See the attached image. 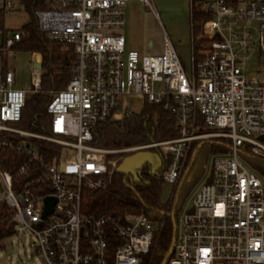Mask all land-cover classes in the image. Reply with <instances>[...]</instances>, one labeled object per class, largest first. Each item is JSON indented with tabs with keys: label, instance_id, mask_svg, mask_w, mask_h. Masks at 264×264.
<instances>
[{
	"label": "built area",
	"instance_id": "built-area-1",
	"mask_svg": "<svg viewBox=\"0 0 264 264\" xmlns=\"http://www.w3.org/2000/svg\"><path fill=\"white\" fill-rule=\"evenodd\" d=\"M43 1L46 9L35 13L38 29L68 46L75 65L66 87L52 93L50 134L40 136L14 127L27 90L0 64V209L10 212L0 231L32 234L46 264H144L163 225L143 215H83V190H104L126 154L153 147L169 159L163 183L176 187L193 143L221 138L230 142L228 152L212 159L191 208L176 222L165 264H264V181L242 162V153L264 160V80L245 76L241 61L251 44L234 30L238 21L258 22L256 45L264 57V0H202L207 17L196 43L191 27L189 73L166 35L159 54L126 50L124 8L139 3L154 14L151 0ZM11 9L4 0L5 13ZM21 35L8 37L6 48ZM1 40L0 32V46ZM39 73L32 70L35 88ZM132 98L141 107L162 103L172 110L177 137L134 148L93 146L92 129L119 120ZM15 137L59 149L45 162L34 143ZM11 152L27 159L15 171L22 181L3 169ZM46 198L55 203L43 216Z\"/></svg>",
	"mask_w": 264,
	"mask_h": 264
},
{
	"label": "trees",
	"instance_id": "trees-1",
	"mask_svg": "<svg viewBox=\"0 0 264 264\" xmlns=\"http://www.w3.org/2000/svg\"><path fill=\"white\" fill-rule=\"evenodd\" d=\"M195 7L192 2L191 26L195 43L200 41V29L203 20L207 17L202 12V5ZM20 7L29 15V22L20 30L22 35L9 49L5 46L8 34L3 30L5 11L0 9V32L2 34L0 46L1 71L8 69V53L26 52L38 53L42 56L41 62V92L27 96L22 111L21 120L15 128L40 136L50 134V117L46 113V106L52 94L49 91L64 89L72 77L75 65V56L69 47L64 44L51 42L47 35L37 26L35 13L46 9L43 0H19ZM40 57V56H39ZM177 137L175 118L172 110H165L162 103L145 104L138 113L127 112L122 120L104 122L92 129V145L105 149H122L133 146L154 144L160 141ZM14 142L29 141L36 145L38 154L48 162L59 148L40 140H26L20 137L12 139ZM230 142L226 139L212 138L193 143L188 155L185 169L177 184L171 200H161L162 176L161 173L168 167L169 159L164 157L159 148L153 147L141 150L143 162L127 174L115 171L110 184L104 190H83L81 198V212L83 215L110 216L124 218L128 215H143L157 225H163L156 234L153 246L144 258V264H162L171 245L173 227L171 214L177 215L184 200L189 196L195 184L201 178L205 164L210 155L225 154ZM132 154L127 155L130 156ZM242 159L250 165L264 181V160L247 153H242ZM27 161L18 158L11 152L3 162V169L10 171L15 180L24 178L15 176L18 165ZM31 171V170H30ZM37 171L38 174H40ZM10 212L6 208L0 209V225L5 224ZM13 230L0 231V239L13 235Z\"/></svg>",
	"mask_w": 264,
	"mask_h": 264
},
{
	"label": "rangeland",
	"instance_id": "rangeland-1",
	"mask_svg": "<svg viewBox=\"0 0 264 264\" xmlns=\"http://www.w3.org/2000/svg\"><path fill=\"white\" fill-rule=\"evenodd\" d=\"M10 1L12 3V9L5 13L3 17V30L7 32L8 37H12L15 32L20 31L23 26L29 22V15L22 10L19 0ZM192 2L193 0H151L156 14H153L148 7L142 4L132 8L131 5H126L124 8L123 28L126 50H136L141 54H159L158 51L162 48L163 37L166 35L180 58L186 73H189L192 49V17L190 13ZM3 3L4 0H0V9L3 8ZM199 3V0H194L193 6L196 7ZM259 26L258 22L241 20L234 26V30L245 32L251 44L249 51L244 53V59L241 61L245 76L248 78L256 77L258 80L263 81L262 69L264 67V57L259 53L256 45L260 32ZM36 55L40 57H36ZM241 56L240 54V58ZM36 58L40 59V61L37 62ZM41 62L42 56L38 53H8V68L16 75L17 87L27 90V96L41 92L40 82L38 88L32 85V70L35 69V64H41ZM39 74L41 78L42 70H40ZM159 87L160 86L156 88L159 89ZM54 92L56 91H49L48 94ZM134 99L137 98H132V100L128 101V112L135 113L142 108ZM124 116L119 120H122ZM210 139L212 138L204 140ZM134 147L139 146H133V148ZM140 154L143 155L139 151L132 153L130 156L137 155L138 157ZM127 155L129 154L125 156L127 157ZM217 156H220V154L209 156L201 178L195 184L189 196L184 200L177 215L178 226L180 218L191 208V199L194 192L204 182L212 159ZM137 161V158L132 160L129 167L131 173L138 167ZM242 162L249 170L254 171L247 162L243 160ZM176 187L163 183L161 200L163 202L168 199L171 200L174 196ZM36 246L37 241L35 237L28 232L9 236L0 242V264H46L44 259L37 253Z\"/></svg>",
	"mask_w": 264,
	"mask_h": 264
},
{
	"label": "water",
	"instance_id": "water-1",
	"mask_svg": "<svg viewBox=\"0 0 264 264\" xmlns=\"http://www.w3.org/2000/svg\"><path fill=\"white\" fill-rule=\"evenodd\" d=\"M23 10V8H22ZM35 69L37 70H41V65L40 64H35L34 65ZM118 110L120 109V107L117 108ZM260 139H264V137H261ZM138 159L137 163H142L144 158L143 155H139L137 157V155H133V156H128L127 158H125V160L123 161V164L117 169L118 172L120 173H125L127 174L129 171V167L131 165V162L133 159ZM55 203V200L52 198H46L45 199V210L43 213V216L50 214L52 212V207L53 204ZM171 221H172V227H173V234H172V240H171V245L169 247L168 253L163 261L162 264H165L166 260L168 259V257L171 255L172 250H173V246H174V242H175V237H176V220H175V216H174V212H172L171 214Z\"/></svg>",
	"mask_w": 264,
	"mask_h": 264
},
{
	"label": "crops",
	"instance_id": "crops-1",
	"mask_svg": "<svg viewBox=\"0 0 264 264\" xmlns=\"http://www.w3.org/2000/svg\"><path fill=\"white\" fill-rule=\"evenodd\" d=\"M129 5H131V8L132 7H136L137 5H141V4H139V3H132V4H129ZM190 9H191V7H190ZM190 13H191V10H190ZM154 14H156V13H154ZM161 50H162V48H160V50L158 51V53H160L161 52ZM37 56H39V55H36V57ZM190 66H191V62H190ZM145 106V105H144ZM143 106V107H144ZM143 107L138 111V112H140L142 109H143ZM138 112H135V113H138Z\"/></svg>",
	"mask_w": 264,
	"mask_h": 264
},
{
	"label": "bare ground",
	"instance_id": "bare-ground-1",
	"mask_svg": "<svg viewBox=\"0 0 264 264\" xmlns=\"http://www.w3.org/2000/svg\"><path fill=\"white\" fill-rule=\"evenodd\" d=\"M37 59V62L40 61V59L36 58Z\"/></svg>",
	"mask_w": 264,
	"mask_h": 264
}]
</instances>
